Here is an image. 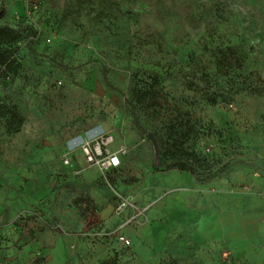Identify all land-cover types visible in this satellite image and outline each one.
I'll list each match as a JSON object with an SVG mask.
<instances>
[{"label": "rangeland", "instance_id": "374dc122", "mask_svg": "<svg viewBox=\"0 0 264 264\" xmlns=\"http://www.w3.org/2000/svg\"><path fill=\"white\" fill-rule=\"evenodd\" d=\"M0 2L20 32L0 100L25 116L17 133L0 119V264H264V0ZM228 46L244 65L217 71ZM149 85L167 114L138 102ZM169 110L190 114L189 155ZM106 132L127 151L103 173L81 144ZM186 157L198 176L154 168Z\"/></svg>", "mask_w": 264, "mask_h": 264}, {"label": "trees", "instance_id": "16d2710c", "mask_svg": "<svg viewBox=\"0 0 264 264\" xmlns=\"http://www.w3.org/2000/svg\"><path fill=\"white\" fill-rule=\"evenodd\" d=\"M34 7H37V3H33ZM6 12V7L0 2V20ZM20 38V32L8 24L0 23V76L8 77L10 73H17L19 63L15 58V52L17 51L15 44ZM244 65V60L238 55L234 47L228 46L221 48L220 52L216 57V67L217 71L228 73L231 69L242 68ZM206 70L202 69V73L199 76L197 73L195 75L206 81ZM107 81V76H105ZM189 83L193 81L189 80ZM257 93H262L258 88L254 90ZM136 98L138 102L143 105L146 109L152 111L153 114L160 117L163 114H167L168 111L166 107L170 108L169 98L164 91L156 85H149L144 88H140L136 91ZM216 102V100H215ZM168 108V109H169ZM136 108L133 106V121L135 125L141 128L138 124V119L135 117ZM169 128L171 130V137L174 139L173 143L176 148L180 149V152L188 154L189 152L184 148L186 142L191 139L194 133V126L192 125L191 117L188 111H171L169 110ZM0 119L5 121L7 131L9 133H17L21 131V128L25 122V116L21 113L18 106L14 103L3 102L0 100ZM160 141V140H159ZM187 155V156H188ZM191 155V154H190ZM188 157L176 160L169 164L156 163L154 165L155 169H160L162 167H177L180 170L190 171L193 175L198 176V172L195 167L189 163ZM117 169V168H116ZM83 201L89 203V198L83 197Z\"/></svg>", "mask_w": 264, "mask_h": 264}, {"label": "built area", "instance_id": "2783aa9c", "mask_svg": "<svg viewBox=\"0 0 264 264\" xmlns=\"http://www.w3.org/2000/svg\"><path fill=\"white\" fill-rule=\"evenodd\" d=\"M114 141V135L108 132L85 139L81 144V150L86 164L98 168L103 173L107 170L119 168L122 164V156L127 150L123 146L113 149ZM65 162L69 163L70 158H66ZM135 218L136 216H133L129 222H134ZM106 234L115 235L116 232ZM116 238L122 246L131 245V239L125 234H116Z\"/></svg>", "mask_w": 264, "mask_h": 264}, {"label": "crops", "instance_id": "0c3cea01", "mask_svg": "<svg viewBox=\"0 0 264 264\" xmlns=\"http://www.w3.org/2000/svg\"><path fill=\"white\" fill-rule=\"evenodd\" d=\"M122 165V164H121ZM93 167V166H92ZM96 168V167H94ZM97 169V168H96ZM111 213V209L109 206H106V215L107 214H110ZM130 224H126L124 227H122L120 230H117L116 231V234H125L126 236L130 237L127 233H125V230L127 229L126 227H128ZM116 234L115 235H110V241L113 242L114 246L118 245L119 242L117 241V238H116ZM131 244H132V240H131ZM76 247H79V249H81V244L80 243H77L75 245ZM50 254V253H49ZM49 256V255H48ZM55 257V256H54ZM47 264H55L54 261L52 263H50V261H47ZM63 264H75V260L74 258H71V259H67L64 261Z\"/></svg>", "mask_w": 264, "mask_h": 264}, {"label": "water", "instance_id": "95a60500", "mask_svg": "<svg viewBox=\"0 0 264 264\" xmlns=\"http://www.w3.org/2000/svg\"><path fill=\"white\" fill-rule=\"evenodd\" d=\"M148 139L151 140L154 149H155V158L157 159L159 156V150H160V146H159V141L157 139V137L153 134V133H148L147 135Z\"/></svg>", "mask_w": 264, "mask_h": 264}]
</instances>
